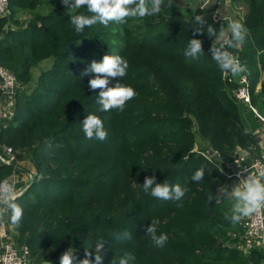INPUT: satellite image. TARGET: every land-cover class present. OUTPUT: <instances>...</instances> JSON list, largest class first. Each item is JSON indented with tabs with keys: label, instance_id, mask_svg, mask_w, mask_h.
<instances>
[{
	"label": "trees",
	"instance_id": "1",
	"mask_svg": "<svg viewBox=\"0 0 264 264\" xmlns=\"http://www.w3.org/2000/svg\"><path fill=\"white\" fill-rule=\"evenodd\" d=\"M247 1L249 34L242 46L226 50L248 71L233 75L220 70L209 51L223 42L215 43L226 27L214 17L217 5L185 16L173 0L171 7L164 0L159 14L78 34L72 10L60 0H8L0 18V67L15 76L17 88L11 115L0 119V144L26 154L36 172L13 199L23 217L18 228L12 225L17 246H25L35 264H59L69 247L82 259L100 237L107 242L103 264L125 253L134 255L132 264H261L262 252L246 256L236 246L238 224L224 218L230 200L217 193L225 182L223 165L237 159L236 147L252 160L261 157L250 106L264 111V83L256 92L264 70V0ZM76 12L91 15L85 8ZM25 14L30 18L23 20ZM195 15L205 18V34L193 35ZM207 24L216 36H207ZM191 38L202 41L198 60L183 55ZM104 54L128 63L119 82L137 95L123 111H101L99 90H90L89 77L81 76ZM47 60L52 64L31 87L32 70ZM241 76L250 94L243 108L233 99ZM89 114L103 121L106 140L85 137L81 123ZM197 135L205 146L196 149ZM201 166L204 178L191 181ZM10 174L0 163V182ZM153 175L157 183L188 187L181 207L144 193V178ZM154 218L158 234L168 236L162 248L151 246L144 233Z\"/></svg>",
	"mask_w": 264,
	"mask_h": 264
},
{
	"label": "clouds",
	"instance_id": "2",
	"mask_svg": "<svg viewBox=\"0 0 264 264\" xmlns=\"http://www.w3.org/2000/svg\"><path fill=\"white\" fill-rule=\"evenodd\" d=\"M61 4L67 9L72 10L70 23L76 33H82L85 27H92L100 24L107 27L110 23L124 24L129 19L143 18L149 15L159 14L164 0H60ZM172 0H168V7H171ZM85 8L91 15L76 12L77 9ZM193 35L205 34L206 20L201 15H195L192 21ZM230 37L216 46L211 45L209 51L212 59L218 68L233 75L243 74L248 71L245 64H242L227 48L242 46L245 42L249 30L240 22H233L229 25ZM207 36H216V30L211 24L206 27ZM224 36V33H220ZM204 53L202 41L191 38L187 47L183 51L185 58L198 60ZM128 68L127 61L119 55L104 54L100 61H91L81 76H88L87 81L90 90H99L97 103L100 110L108 112L111 110L123 111L126 103L132 100L137 94L132 87L123 85L119 82L120 78L126 75ZM116 78L117 82L109 86L111 80ZM82 131L87 139H97L104 141L108 133L104 128V123L95 114L87 115L82 121ZM241 179L238 184L231 187L229 191L226 186L218 189V194L227 196L232 206L229 212L225 213V219L233 226L239 224L243 218L249 217L259 209L264 208V173L260 175L248 174ZM205 175V168L201 166L191 176V181L200 182ZM239 175V174H238ZM143 191L159 200L176 202L178 207L182 204L186 193L189 191L186 185L169 184L167 181L157 183L156 177L146 176L144 178ZM214 194L209 193L208 201L212 202ZM23 217L22 207L11 199V188L6 183L0 185V222L11 223L14 227L20 226ZM158 219H152L150 225L144 228V233L150 240V244L156 248H162L167 240L166 233L158 234ZM124 239H131L130 233L124 234ZM107 242L98 238L94 243L93 251H86L84 258L77 260L74 249L69 247L59 257V264H103L104 245ZM135 260L134 255L125 253L118 259L113 258L110 264H132Z\"/></svg>",
	"mask_w": 264,
	"mask_h": 264
},
{
	"label": "built area",
	"instance_id": "3",
	"mask_svg": "<svg viewBox=\"0 0 264 264\" xmlns=\"http://www.w3.org/2000/svg\"><path fill=\"white\" fill-rule=\"evenodd\" d=\"M8 0H0V18L7 14ZM217 14L214 15L218 18ZM17 81L15 76L6 68L0 67V119L5 117L8 108H12ZM233 99L237 102L250 103L249 84L246 77L239 80V87L233 91ZM253 109V108H252ZM256 113V111H254ZM4 115V116H3ZM21 153L10 146L0 144V163L11 168V174L0 182V185L6 183L11 188V199L16 198L19 192H22L25 186L31 184L34 180V174L28 171H21L18 174ZM224 169V168H223ZM222 175L226 179H235L238 182L245 178L247 173L241 170H247L248 174L260 175L264 173V159L255 161L241 168L231 170ZM239 174V175H238ZM12 231L0 237V264H31L30 253L25 246H17L14 239L16 234L12 225L7 222ZM242 237L246 240V250L249 252L255 249L256 242H264V208L259 209L253 215L246 217L242 223ZM259 248H262L259 247ZM258 250V248H256Z\"/></svg>",
	"mask_w": 264,
	"mask_h": 264
},
{
	"label": "rangeland",
	"instance_id": "4",
	"mask_svg": "<svg viewBox=\"0 0 264 264\" xmlns=\"http://www.w3.org/2000/svg\"><path fill=\"white\" fill-rule=\"evenodd\" d=\"M173 1L177 4V6L180 8V10L184 13L185 16H190L197 7L202 8V7H213L215 5L219 6L217 8V16L218 18H222L225 20L226 27L223 30L224 36L220 35L219 38L216 39L215 43H218L219 41H223L227 37L228 33L230 32L229 25L231 23L240 22L243 25L246 23V16H247L246 14L248 13V1L247 0H173ZM219 3L221 4L218 5ZM24 16L22 17L23 20L30 18V15L28 14H25ZM51 64H52V61L47 60L32 70V82L30 84L31 87L34 86L38 75L42 71L48 69ZM263 77H264V73L262 74L261 78ZM13 105H14V100H13L12 108L7 109L5 116L9 117L11 115L12 110H13ZM239 106L243 108L241 103ZM244 113L246 112L244 111ZM245 120H246V125H248V127L250 128L249 120L247 118ZM203 143L205 142L202 141V139L197 135L196 149L201 148L202 146L204 147L205 144L202 145ZM19 162H20V167H19L18 174L21 171L25 170V171L31 172L32 174H34V176L36 175L35 169L26 154L22 153L19 156ZM30 263L35 264L32 261V259H30Z\"/></svg>",
	"mask_w": 264,
	"mask_h": 264
},
{
	"label": "crops",
	"instance_id": "5",
	"mask_svg": "<svg viewBox=\"0 0 264 264\" xmlns=\"http://www.w3.org/2000/svg\"><path fill=\"white\" fill-rule=\"evenodd\" d=\"M220 4L221 3H219L218 5H220ZM258 67L260 68V65ZM263 73H264V70L260 69V78H259V83L256 86V92H259V90L261 88V83H264V77L261 78ZM242 77H245V76H241V78ZM239 103H242V102H239ZM242 104L247 105L246 103H242ZM250 108H251L252 112L254 113V118H255L254 123L256 124L255 129H253V131H252V134H253V136H254V138H255V140H256L259 148H260L261 157L259 159H256V160H252L251 157L248 155V153H246V155L242 158L237 157V159L234 160L233 162L223 165V167H224L223 172L225 174L230 173L231 170L241 168V167L249 165L255 161H259V160L264 159V111L260 110L258 107L255 108V107L250 106ZM254 111H256V113ZM204 144L205 143H203L202 145H204ZM224 179H225V182H224L223 186H226L229 191L231 190L232 186L239 183L237 180H235L233 178H231V179L224 178ZM220 197H225V198L229 199L227 196H223L222 194L219 195V198ZM231 206H232V202L230 200L229 210H230ZM244 219L245 218H243L241 220V222L237 225L238 229H239L238 233H237L238 235L234 234V235H237L238 239H239L236 246L242 251L246 250L245 249L246 248V240H244V238L242 237V233H243L242 223H243ZM10 231H12V230L7 224V218H5L4 222H0V237H3L5 234H7ZM261 246H262V248H259ZM254 247H255V250H256V248H258V251H260L264 254V242L258 241L254 244ZM261 264H264V260L261 262Z\"/></svg>",
	"mask_w": 264,
	"mask_h": 264
},
{
	"label": "water",
	"instance_id": "6",
	"mask_svg": "<svg viewBox=\"0 0 264 264\" xmlns=\"http://www.w3.org/2000/svg\"><path fill=\"white\" fill-rule=\"evenodd\" d=\"M214 153H215V152H214L211 148H209V149L207 150V154H208L209 157L213 156ZM235 155H236L237 157H239V158H242V157H244V156L246 155V152L243 151L240 147H236V149H235ZM21 194H22V192H19V193L17 194V196H19V195H21ZM245 255L248 256L249 253L246 252Z\"/></svg>",
	"mask_w": 264,
	"mask_h": 264
}]
</instances>
